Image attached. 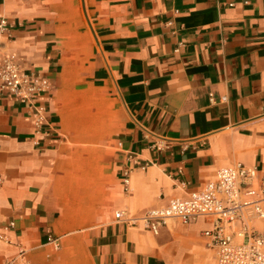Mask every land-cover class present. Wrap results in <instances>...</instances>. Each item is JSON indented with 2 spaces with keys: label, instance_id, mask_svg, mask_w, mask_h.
I'll return each instance as SVG.
<instances>
[{
  "label": "crops",
  "instance_id": "1",
  "mask_svg": "<svg viewBox=\"0 0 264 264\" xmlns=\"http://www.w3.org/2000/svg\"><path fill=\"white\" fill-rule=\"evenodd\" d=\"M1 19L0 63L50 89L43 135L0 91V264H215L212 218H139L221 168L264 176V0H0Z\"/></svg>",
  "mask_w": 264,
  "mask_h": 264
},
{
  "label": "built area",
  "instance_id": "2",
  "mask_svg": "<svg viewBox=\"0 0 264 264\" xmlns=\"http://www.w3.org/2000/svg\"><path fill=\"white\" fill-rule=\"evenodd\" d=\"M11 26L0 20V34L9 35ZM50 83L37 72H21L14 56L4 57L0 63V91H6L30 110L36 134L46 120L45 107L38 104L39 97L48 93ZM130 183V171L123 173L125 191ZM185 189L186 184H179ZM115 212L114 218L121 219ZM212 218V227L202 232L206 247L214 253L215 264H264V176L255 167L236 163L217 171L214 179L186 198H173L161 209L147 211L139 218L143 228L153 235L168 222L190 224L199 218ZM253 222L263 224L259 231ZM14 223L8 227L12 228ZM4 264H17L11 259Z\"/></svg>",
  "mask_w": 264,
  "mask_h": 264
}]
</instances>
